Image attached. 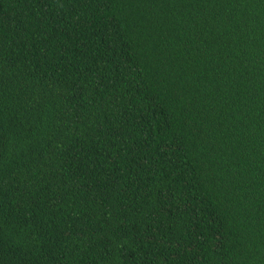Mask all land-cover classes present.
Listing matches in <instances>:
<instances>
[{
  "label": "trees",
  "instance_id": "trees-1",
  "mask_svg": "<svg viewBox=\"0 0 264 264\" xmlns=\"http://www.w3.org/2000/svg\"><path fill=\"white\" fill-rule=\"evenodd\" d=\"M0 264H264V0H0Z\"/></svg>",
  "mask_w": 264,
  "mask_h": 264
}]
</instances>
